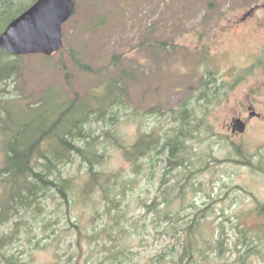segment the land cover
<instances>
[{"label": "rangeland", "instance_id": "obj_1", "mask_svg": "<svg viewBox=\"0 0 264 264\" xmlns=\"http://www.w3.org/2000/svg\"><path fill=\"white\" fill-rule=\"evenodd\" d=\"M75 2L73 16L63 25L64 47L51 59L28 57L30 68L19 82L24 94L39 100L50 87L72 98L86 95L96 85L98 70L123 53L119 62L133 71L130 108L154 109L147 117H122L119 132L127 143L152 130L163 135L178 124L182 107L197 104L208 71L219 78L221 98L208 105L205 122L187 141L195 161L191 168L198 174L189 175L183 167L166 174L172 184L177 181L168 201L163 202L166 188L160 186L167 152L155 159L159 166L153 174L145 169L137 176L133 191L118 206L100 201L99 192L84 197L79 191L69 211L62 205L60 218L29 216L21 227L31 223L30 234L48 237L37 245L26 231L13 252L24 264H264V214H259L264 205V0ZM164 42L169 49L159 50ZM249 104L260 116L250 120L248 131L234 136L232 119ZM96 128V134L103 130L101 124ZM107 156L104 170L133 175V163L122 151L110 149ZM85 169L77 158L64 171L76 175ZM157 196L163 202L157 209L180 213L182 227L200 218L194 259H181L186 248L181 229L170 236L166 229L176 224L158 221L157 213L141 204H151ZM42 205L54 207L49 199H42ZM120 214L125 216L118 218ZM14 226V221L1 224L0 231Z\"/></svg>", "mask_w": 264, "mask_h": 264}, {"label": "trees", "instance_id": "obj_2", "mask_svg": "<svg viewBox=\"0 0 264 264\" xmlns=\"http://www.w3.org/2000/svg\"><path fill=\"white\" fill-rule=\"evenodd\" d=\"M34 1L0 0V34ZM168 44L161 43L159 50H168ZM71 54L77 60L74 52ZM29 56L12 55L0 47V136L4 152L0 165V186L3 188L0 195V225L10 221L15 224L10 231H0V264H24L13 252L15 242L22 241L24 232L27 231L30 241L35 239L37 245L48 237L30 234L33 230L31 223L24 230L26 218L40 213L60 218L62 205L69 211L79 191L84 197L99 192L100 201L118 206L128 191H133L137 176L145 169L153 174L152 171L159 166L155 159L167 152V169L160 186L166 188L163 202L168 201L177 182L172 184L167 178L168 173L183 167L189 175L198 174L197 170H192L195 161L187 141L195 138V132L205 122L208 105L221 98L219 78L208 71L209 78L203 81L200 94L196 97L197 104L190 101L182 107L178 124L163 135L156 136L155 130H152L145 132L142 138L127 143L119 132L122 117H147L154 113V109L140 112L130 108L128 79L133 77V71L119 62L125 58L123 53L115 55L98 70L96 85L86 95L78 96L75 93L72 98L63 90L49 87L39 100L31 93L24 94L19 84L23 73L30 68L27 63ZM41 56L46 59L53 57ZM82 67L86 71L92 70L87 65ZM105 69L110 72L107 77L100 75ZM96 124H101L103 128L99 134H96ZM110 149L122 151L124 157L132 161L133 175L127 177L122 171L108 172L103 169ZM77 158L86 163L84 173L73 175L65 172L64 168ZM118 195L120 197L117 199ZM42 199L52 200V210L43 208ZM141 204L148 211L154 210L158 221L176 224L172 228L167 227L166 233L170 236H175L181 229L186 235V248L181 259H194L198 245L195 230L200 218L187 221L182 227L181 222L185 218H179L180 213L173 214L166 208L157 209V205L161 204L158 196L151 204L147 201H141ZM259 211L263 216L264 205ZM124 216L120 214L118 218Z\"/></svg>", "mask_w": 264, "mask_h": 264}, {"label": "water", "instance_id": "obj_3", "mask_svg": "<svg viewBox=\"0 0 264 264\" xmlns=\"http://www.w3.org/2000/svg\"><path fill=\"white\" fill-rule=\"evenodd\" d=\"M74 10V0H37L0 34V47L12 55H52L63 45L62 26Z\"/></svg>", "mask_w": 264, "mask_h": 264}, {"label": "flooded vegetation", "instance_id": "obj_4", "mask_svg": "<svg viewBox=\"0 0 264 264\" xmlns=\"http://www.w3.org/2000/svg\"><path fill=\"white\" fill-rule=\"evenodd\" d=\"M252 108H253L252 105H248V106L245 108V110H244V111H245L244 114L240 113V115H238V116H234V117H233V120H235V119H239V118H240V119H242V121L245 122V126H246L245 131H248V125H249L250 120H252V119L257 118V117L260 116V115L257 114V113L254 114ZM246 110L249 111V115H248V116L246 115ZM252 113H253V114H252ZM233 126H234V124H233ZM233 126H232V124H231L230 128L233 127ZM233 133L237 134V133H239V132L236 131V132H233Z\"/></svg>", "mask_w": 264, "mask_h": 264}]
</instances>
